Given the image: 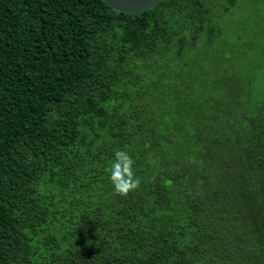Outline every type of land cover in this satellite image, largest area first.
<instances>
[{"label":"trees","instance_id":"16d2710c","mask_svg":"<svg viewBox=\"0 0 264 264\" xmlns=\"http://www.w3.org/2000/svg\"><path fill=\"white\" fill-rule=\"evenodd\" d=\"M215 6L0 0V264H264V90L199 62Z\"/></svg>","mask_w":264,"mask_h":264},{"label":"rangeland","instance_id":"374dc122","mask_svg":"<svg viewBox=\"0 0 264 264\" xmlns=\"http://www.w3.org/2000/svg\"><path fill=\"white\" fill-rule=\"evenodd\" d=\"M215 4L221 32L215 45L202 47L199 62L206 63L215 78H232L240 85L254 77L257 87L264 90V0H215ZM226 8L230 9L227 13ZM187 62L180 67L181 73L186 71L183 66L197 61L189 58ZM254 90L262 95L261 90Z\"/></svg>","mask_w":264,"mask_h":264},{"label":"clouds","instance_id":"9594fccd","mask_svg":"<svg viewBox=\"0 0 264 264\" xmlns=\"http://www.w3.org/2000/svg\"><path fill=\"white\" fill-rule=\"evenodd\" d=\"M107 171L113 191L120 196L134 192L141 183L135 171V160L126 150H117L114 153Z\"/></svg>","mask_w":264,"mask_h":264},{"label":"water","instance_id":"95a60500","mask_svg":"<svg viewBox=\"0 0 264 264\" xmlns=\"http://www.w3.org/2000/svg\"><path fill=\"white\" fill-rule=\"evenodd\" d=\"M113 10L128 15H140L152 10L165 0H102Z\"/></svg>","mask_w":264,"mask_h":264}]
</instances>
